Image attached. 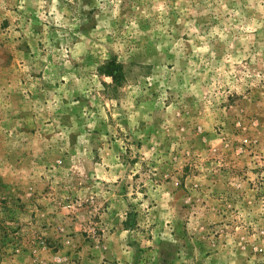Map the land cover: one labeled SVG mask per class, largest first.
<instances>
[{"label":"rangeland","instance_id":"rangeland-1","mask_svg":"<svg viewBox=\"0 0 264 264\" xmlns=\"http://www.w3.org/2000/svg\"><path fill=\"white\" fill-rule=\"evenodd\" d=\"M0 264H264V0H0Z\"/></svg>","mask_w":264,"mask_h":264}]
</instances>
